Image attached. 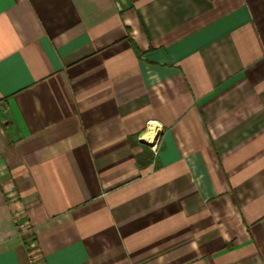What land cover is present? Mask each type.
Masks as SVG:
<instances>
[{
  "label": "crops",
  "instance_id": "crops-1",
  "mask_svg": "<svg viewBox=\"0 0 264 264\" xmlns=\"http://www.w3.org/2000/svg\"><path fill=\"white\" fill-rule=\"evenodd\" d=\"M0 264H264V0H0Z\"/></svg>",
  "mask_w": 264,
  "mask_h": 264
},
{
  "label": "bare ground",
  "instance_id": "bare-ground-1",
  "mask_svg": "<svg viewBox=\"0 0 264 264\" xmlns=\"http://www.w3.org/2000/svg\"><path fill=\"white\" fill-rule=\"evenodd\" d=\"M154 127H155V123H152V130L148 133V134H146V138L148 139V140H152L153 138H154Z\"/></svg>",
  "mask_w": 264,
  "mask_h": 264
},
{
  "label": "built area",
  "instance_id": "built-area-1",
  "mask_svg": "<svg viewBox=\"0 0 264 264\" xmlns=\"http://www.w3.org/2000/svg\"><path fill=\"white\" fill-rule=\"evenodd\" d=\"M154 147H156V148H157L156 144L154 145ZM27 231H28V230H27Z\"/></svg>",
  "mask_w": 264,
  "mask_h": 264
}]
</instances>
